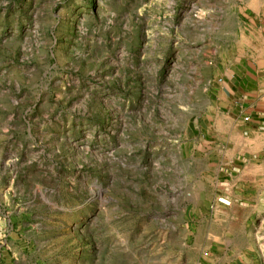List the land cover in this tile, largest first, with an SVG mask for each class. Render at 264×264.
Segmentation results:
<instances>
[{
	"label": "rangeland",
	"instance_id": "1",
	"mask_svg": "<svg viewBox=\"0 0 264 264\" xmlns=\"http://www.w3.org/2000/svg\"><path fill=\"white\" fill-rule=\"evenodd\" d=\"M258 51L264 0H0V264H264L200 142Z\"/></svg>",
	"mask_w": 264,
	"mask_h": 264
},
{
	"label": "crops",
	"instance_id": "2",
	"mask_svg": "<svg viewBox=\"0 0 264 264\" xmlns=\"http://www.w3.org/2000/svg\"><path fill=\"white\" fill-rule=\"evenodd\" d=\"M238 56L215 82L218 118L200 142L221 155L218 170L230 176L221 182L226 194L220 220L232 223L243 207L251 223L259 216L264 223V53ZM210 137L220 142L206 140Z\"/></svg>",
	"mask_w": 264,
	"mask_h": 264
}]
</instances>
